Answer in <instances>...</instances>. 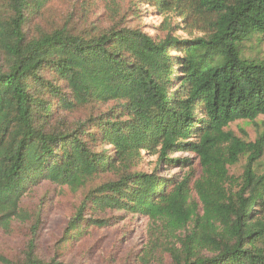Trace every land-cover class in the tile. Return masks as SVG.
<instances>
[{"label": "trees", "instance_id": "16d2710c", "mask_svg": "<svg viewBox=\"0 0 264 264\" xmlns=\"http://www.w3.org/2000/svg\"><path fill=\"white\" fill-rule=\"evenodd\" d=\"M52 1L0 0V229L31 224L28 249L0 264H73L35 253L42 215L23 201L43 182L83 194L68 236L142 227L146 264L159 252L168 264H264V129L253 141L228 129L264 115V59L243 51L264 41V0H146L195 14L194 38L47 28L35 19ZM145 153L157 156L149 170Z\"/></svg>", "mask_w": 264, "mask_h": 264}, {"label": "rangeland", "instance_id": "374dc122", "mask_svg": "<svg viewBox=\"0 0 264 264\" xmlns=\"http://www.w3.org/2000/svg\"><path fill=\"white\" fill-rule=\"evenodd\" d=\"M136 0H53L44 16L36 18L41 25L50 28L63 24L82 28L93 25L100 28L109 27L117 22L123 25L136 26L156 38H164L168 33L180 38H194L204 33L193 26L195 14L189 20H183L178 11L159 10L141 0L137 8L142 10L140 17H135L128 9ZM119 11L118 20H115L114 11ZM243 51L247 56L264 59V41L253 40L243 44ZM110 105V104H109ZM84 112L75 114L76 118H83ZM228 129L237 136L246 140H255L264 129V115L255 120H237L230 123ZM179 157L192 156L181 152ZM145 170L151 169L157 156H144ZM247 159L242 160L230 168V174L240 176ZM196 162V160L194 161ZM184 170L174 168L165 175L179 173ZM100 179L94 184L99 183ZM82 192L76 195L61 196L56 186L43 182L24 199L23 206L29 210H40L43 224L38 231L35 253L44 260H58L73 264H146L142 255L148 247V236L144 228H134L125 232L124 226L106 227L97 229L90 236L77 239L66 234V228L71 215L74 213ZM117 215V214H113ZM31 238V224L14 222L10 231L0 229V256L15 258L28 249ZM149 247H161L151 246ZM168 255L159 252L155 254L149 264H168Z\"/></svg>", "mask_w": 264, "mask_h": 264}]
</instances>
